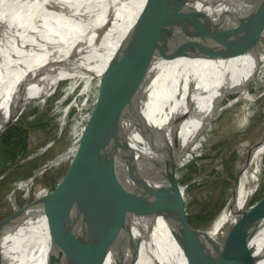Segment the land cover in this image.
I'll return each instance as SVG.
<instances>
[{
    "label": "bare ground",
    "instance_id": "1",
    "mask_svg": "<svg viewBox=\"0 0 264 264\" xmlns=\"http://www.w3.org/2000/svg\"><path fill=\"white\" fill-rule=\"evenodd\" d=\"M192 4L196 9L181 18ZM250 4V0H0V21L8 23L27 49L15 50L0 25V53L16 67L24 64L9 70L2 63L4 57L0 61L3 125L21 114L24 101L37 97L45 101L57 86L62 70L33 79L35 72H44V61L51 56L59 55L57 62L64 66L75 51L93 53L118 35L135 45L117 79L118 90L131 84L118 119L124 120L120 130L128 134L134 150L130 164L122 159L117 168L104 166L81 191H73L75 197L62 189L54 199L32 205L0 247V264H77L106 246L110 264H232L236 237L257 257L254 264H264V220L246 223L264 171V123L239 142L246 151L238 163L233 195L194 234L184 230L174 214L184 186L174 187L167 175L173 139L187 127L184 118L170 117L222 91L226 70L236 57L228 53L223 32L231 36ZM173 10L187 28L169 50H163L162 43L169 42L172 32ZM239 34L242 39L246 29ZM45 43L52 50L40 52ZM218 54L222 59L213 66L218 79L204 92H195L194 85L205 80ZM263 67L264 49L257 45L240 96L215 117L240 99L255 98L251 84ZM150 130L154 133L146 138ZM20 238L26 244L17 252Z\"/></svg>",
    "mask_w": 264,
    "mask_h": 264
},
{
    "label": "rangeland",
    "instance_id": "2",
    "mask_svg": "<svg viewBox=\"0 0 264 264\" xmlns=\"http://www.w3.org/2000/svg\"><path fill=\"white\" fill-rule=\"evenodd\" d=\"M254 11L251 25L259 42L257 45L264 49V0ZM133 46L118 35L104 41L93 53L75 51L64 66L57 62L59 55H53L44 61V72L33 74L35 80L45 75L49 77L57 70L64 71L45 101L37 97L25 103L20 117L24 118L28 128L27 149L15 161L10 160L5 165L3 147L0 146L2 245L15 225L17 208L42 198L71 176H82L100 160V144H104L109 125L122 107L119 101L129 91V85L118 91L117 79ZM51 50L50 43L39 49L43 53ZM255 53V48L244 42L238 60L235 61L236 56L226 71L225 86L218 92L215 103L201 112L187 114L183 119L187 127L179 130L173 139L172 168L177 181L184 186L185 217L194 230L205 226L226 206L239 178L238 163L246 151L239 142L264 123L263 67L251 84L250 93L254 94V99H240L210 122L200 125L201 121L213 117L240 96L243 90L241 81ZM221 59L218 54L205 80L194 85L197 86L195 92H204L218 79L213 66ZM122 77L126 75L122 74ZM213 97L194 106H203ZM258 187L249 213L256 212L264 200V171ZM25 244V239L20 238L16 251ZM108 256L109 263L104 257L95 262L89 260L86 264H110L112 255Z\"/></svg>",
    "mask_w": 264,
    "mask_h": 264
},
{
    "label": "water",
    "instance_id": "3",
    "mask_svg": "<svg viewBox=\"0 0 264 264\" xmlns=\"http://www.w3.org/2000/svg\"><path fill=\"white\" fill-rule=\"evenodd\" d=\"M260 1L261 0H250V2H251L250 9L247 10V12L245 13V15L243 17H241L240 24L236 28H233L231 30V36L230 37L225 36L226 34L228 35V33L225 34V32H223V37L225 38V40L226 39L228 40V45H229L228 53H232L231 56H238L239 55L240 50H241L244 42L250 43L256 50L257 44H259V42L256 41L258 39H257V37L255 35V32H254L253 28H252L250 18L252 17V13L255 14L254 10L257 8V5L259 4ZM191 8L192 9H190V11L185 8L184 12H182L180 17L181 18L182 17L186 18V17H188V15L190 14L191 11H194L196 9L195 5H193V4L191 5ZM176 9H177V7H176ZM175 12L176 11L173 10L170 13V17H172V18L174 17V20H173L174 23H173L172 29L170 30L172 32L169 35H167V36H169V38H168L169 42L166 43V44L162 43L161 49H163V50H169L171 48L170 46H172V44H174L175 41L178 40V36L181 33V31L187 28L186 23L184 22V20L180 21V17L179 16H177L175 18V15H176ZM0 25H1L2 30H5L4 31L5 34H6L5 36L8 39L10 45L12 43L11 46H13L15 50H17V51L18 50H24V51L27 50V49L23 48L24 45L20 41L19 37L14 32H11V29L9 28L7 22L0 21ZM180 25L182 26L181 29H180ZM241 28H245L246 29V34H245V36L242 39H239L240 38L239 30ZM7 31H10V33H8ZM167 36H166V38H167ZM129 55H130V53L127 56H129ZM3 57H4V59H3ZM223 58H227L225 53H224ZM2 59H3L2 63L4 64V66L8 67L9 70L10 69L11 70L21 69L23 67V65H24L22 63V64H18L17 67H16V65H13V63L11 61L6 59L5 55L3 56V54L0 53V61ZM124 61H125V59H124ZM124 61H123V63H124ZM128 85L130 87L129 88V91H130L131 84H128ZM121 90H118V91H121ZM129 91H128L127 95L123 96V98H121V100L119 101V103H121L122 107H120L121 109L118 111V113L115 115V118L112 120V122L109 125L104 144L103 145H102V143L100 144V160L98 161V163H96L90 170H88L82 176H79V177L71 176L69 179H67L65 182H63L59 187H57L52 192L46 194L42 198H40V199H38V200H36L34 202H30L28 205H25L22 208H17L16 209L17 212L14 215V217L16 218V222H15V225H14L12 230H14L17 227V225H19L20 219H22V215H25V212L32 205H35V204H38V203H40V204L46 203L49 200L54 199L55 197H57L58 195L63 193V190H68L67 192H69V191L71 192L72 191L73 194H74V192L81 191L85 185H87L89 182H91L93 179H95L98 176V174L102 171L104 166H112V165H114L117 168V165L120 164V161L122 159L124 161L126 160V163L130 164V158H131L130 156L132 154H134V150L132 149V145H129L130 143L127 142L128 134H126L124 132H121V130H120L121 125L124 123V120H118L119 119V115H120V113L123 110V107L125 105L124 102H122V101H124L127 98L128 94H129ZM218 94L219 93L214 95L212 100H210L207 104H205L203 106L186 107V108H182V109L178 110L177 112H175L170 117V120H172V121L179 120L181 118H184L187 114H194V113H197V112H201V111L205 110L206 108L211 107L215 103V101L217 100ZM27 101L28 100L24 101L23 109H24L25 103ZM3 114H4V109L1 106L0 107V136L2 135V133H4V131L6 129H8L15 122H22L24 124L26 123L24 118L20 117V115H19V116H16L13 120H11L8 123H6L5 125H3V123H2ZM215 115L213 117H211V118H208V119H205L204 121H201L202 123H200V124L203 125V123H205V124L208 123L211 119L215 118ZM204 118H206V117H203V119ZM154 130H150L151 133L149 132L148 135L145 136V137L147 138L149 136H152L153 133H154ZM101 145H102V147H101ZM173 155H174V153H173ZM172 157L173 156H171V158H170V162H169L170 164H169V167H168L169 168V171H168V174H167L168 175V180L174 187L179 188V187H181V185L177 181L176 176L174 174V170L172 168V163H171ZM235 188H236V183H235ZM183 193H184V191H183ZM183 193H182V196H183ZM74 197H75V194H74ZM183 201H184V197L180 201H178V204H177V209L178 210L176 209L174 211V214L178 215V219L177 220L178 221L180 220L182 222L183 229L191 231L194 234V232L197 231L198 229L194 230V229H192L189 226V224L187 222V219L185 217ZM246 220H247L246 221L247 224H253V222L256 221V220H259V221H263L264 220V200H263L261 206L259 207V209H257L256 212L249 213V215L247 216ZM174 221H175V218H174ZM4 224H6V223H4ZM12 230L10 232H12ZM176 239L178 241V238H176ZM236 241L238 242V244L236 245V247H237L236 248V253L233 252L232 262L234 264H254V262L257 260V257L253 256V254H251V251H248L247 249H245L243 247L242 239H240L239 237H236ZM1 245H2V243H0V247H1ZM108 254H110V251H109L108 246H106L103 250H100L99 252H96V253H93V254H90V255L86 256L82 261H80L77 264H86L89 260H90V262L99 261L101 258H104V257L107 258ZM225 257L227 258V254H225Z\"/></svg>",
    "mask_w": 264,
    "mask_h": 264
},
{
    "label": "trees",
    "instance_id": "4",
    "mask_svg": "<svg viewBox=\"0 0 264 264\" xmlns=\"http://www.w3.org/2000/svg\"><path fill=\"white\" fill-rule=\"evenodd\" d=\"M28 128L24 123H15L6 129L1 136L0 146H2V155L6 165L10 160H16L22 152L27 149ZM110 257L107 256L106 263H109Z\"/></svg>",
    "mask_w": 264,
    "mask_h": 264
}]
</instances>
